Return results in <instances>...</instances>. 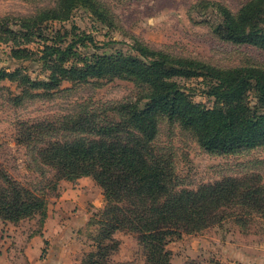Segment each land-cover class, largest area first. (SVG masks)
Returning <instances> with one entry per match:
<instances>
[{
  "label": "trees",
  "instance_id": "obj_1",
  "mask_svg": "<svg viewBox=\"0 0 264 264\" xmlns=\"http://www.w3.org/2000/svg\"><path fill=\"white\" fill-rule=\"evenodd\" d=\"M205 4L220 17L213 26L220 39L264 49V0H249L237 12L219 2ZM80 7L108 21L98 0H57L55 6L21 19L18 30L7 25L8 19L2 25L0 22V41L21 46L35 37L41 39V53L28 48H15L13 53L25 60L34 57L51 72L48 79L38 80L22 70L0 69V82L10 79L25 87V96L41 90L40 96L47 97L65 81L118 78L139 87L135 100L116 107L119 120L99 123L88 116L73 118L65 127L74 134L68 139H51L50 133L60 128L49 121L27 125L21 132L25 139L41 138L44 145L38 156L53 168L56 179L91 176L104 190L107 204L99 220L100 249L82 264H106L110 253L120 247L114 237L118 230L137 235L145 264H171L170 237L215 225L224 219L228 207L247 214L264 212V185L258 176L229 177L196 189H177L172 162L153 145L160 120L167 118L192 132L211 154H236L264 146V65L223 68L138 42L132 46L134 53L85 49L84 57L79 48L93 43L92 36L83 35L64 46L63 36L47 33L49 22L69 20ZM181 77L204 79L208 83L204 92L215 99L214 105L196 101L194 93L178 81ZM47 209L44 196L21 184L0 164L2 220L17 223L40 216L44 223ZM243 216L237 221L245 225ZM45 252L43 249L42 256Z\"/></svg>",
  "mask_w": 264,
  "mask_h": 264
},
{
  "label": "rangeland",
  "instance_id": "obj_2",
  "mask_svg": "<svg viewBox=\"0 0 264 264\" xmlns=\"http://www.w3.org/2000/svg\"><path fill=\"white\" fill-rule=\"evenodd\" d=\"M98 1L105 7L108 21L103 22L93 12L80 7L69 20L49 22L47 33L55 38L63 36L64 46L83 35L92 36L93 43L79 48L83 56L85 49L92 53H134L132 46L138 42L223 68L264 65V49L224 41L215 34L213 26L220 17L205 4L219 2L237 12L249 0ZM56 3L57 0H0L1 25L8 19L7 25L18 30L21 19ZM43 44L38 37L30 43L22 42L21 46L13 41H0V69L22 70L33 79H48L51 72L40 60L34 57L25 60L13 53L15 48H28L39 54ZM72 64L74 62L69 63ZM177 79L194 93L196 101L209 107L214 105L215 99L204 92L208 87L204 79ZM24 93L25 87L19 82L10 79L0 82V164L21 184L47 199V218L44 223L40 216L17 223L0 218L4 239L0 243H3V251L8 248L13 255V264H24L25 259L19 255L23 245L20 243L44 236L46 252L35 260H48L50 241H53L57 245L56 256L63 260L61 264H82L100 249L99 220L107 204L104 190L91 176L56 179L53 168L42 163L38 156L44 145L41 138L25 139L21 132L27 125L49 121L60 128L50 133L51 139H68L74 134L65 127L73 118L88 116L99 123L119 120L116 107L135 100L139 87L131 80L106 78L65 81L50 97L40 96L41 90H32L26 96ZM153 145L172 162L177 189H196L229 177L244 179L254 175L264 185V146L236 154H211L192 132L167 118L160 120ZM242 214H245V225L237 221ZM224 215L220 222L201 232L170 237L167 249L172 253L171 264H264V212L247 214L228 207ZM114 237L120 247L110 253L106 264H145L144 250L136 234L118 230ZM61 241L67 245L66 251L60 248L58 242ZM27 258L28 264H35L29 256ZM54 262L51 260L50 264ZM0 264H5L3 258Z\"/></svg>",
  "mask_w": 264,
  "mask_h": 264
},
{
  "label": "crops",
  "instance_id": "obj_3",
  "mask_svg": "<svg viewBox=\"0 0 264 264\" xmlns=\"http://www.w3.org/2000/svg\"><path fill=\"white\" fill-rule=\"evenodd\" d=\"M3 232L1 230L0 227V242H4V239L2 238ZM44 236H35L33 237L29 242H24L22 241L20 244L22 245L20 247V251H19V255L20 257H23L25 259V263L24 264H28V256L35 261V264H50L51 260H55V264H61L63 260H61V258L56 256L57 253V245L53 244V241H50V246H49V256H48V260H40L37 261L35 260L37 257L39 259V257H41L42 253H43V249L45 248L44 245ZM48 239V238H47ZM48 240H51L48 239ZM61 243V247L62 249H64V251H66L67 245H65V242H58ZM13 256V255H12ZM8 248H4L3 251V243H0V260H4L5 264H13L11 262V258H12Z\"/></svg>",
  "mask_w": 264,
  "mask_h": 264
}]
</instances>
